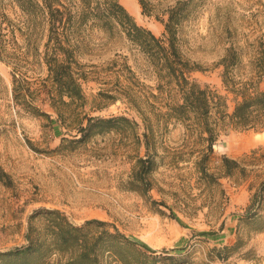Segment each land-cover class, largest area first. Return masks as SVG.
<instances>
[{
	"label": "rangeland",
	"instance_id": "obj_1",
	"mask_svg": "<svg viewBox=\"0 0 264 264\" xmlns=\"http://www.w3.org/2000/svg\"><path fill=\"white\" fill-rule=\"evenodd\" d=\"M119 1L138 24L162 36L164 27L155 15L175 0H147L150 15L141 12L138 0ZM194 4L179 34L180 48L202 67L191 77L223 94L231 111L236 97L223 85L217 62L225 47L236 46L240 63L235 76L259 80L251 89L264 90V74L259 78L257 72L264 69V0H194ZM84 34L79 60L87 77L82 82L85 103H73L70 110L79 117L126 115L138 126L133 130L124 125L78 141L72 112L59 118L49 105L46 69L40 60L20 57L18 73L25 79L23 89H29L27 98L50 118L34 115L15 101L11 66L0 59V251L26 244L30 216L47 208L61 210L78 225L87 219L107 221L158 252L178 253L186 247L199 255L206 246L234 242L240 230L247 241L242 251L252 252L250 258L235 255L229 263L264 264V231H249L239 222L264 179V131L229 126L213 146L211 168L219 166L223 154L244 159L245 178L221 177V185L208 191L196 182L191 162L176 166L164 159L152 174L154 187L146 196L129 189L135 155L144 154L141 114L156 127L161 143L175 147L182 142L181 123H162L166 103L176 93L158 92L153 66L119 29L108 35L87 28ZM260 212L264 215V209Z\"/></svg>",
	"mask_w": 264,
	"mask_h": 264
},
{
	"label": "trees",
	"instance_id": "obj_2",
	"mask_svg": "<svg viewBox=\"0 0 264 264\" xmlns=\"http://www.w3.org/2000/svg\"><path fill=\"white\" fill-rule=\"evenodd\" d=\"M138 2L143 14H152L147 0ZM194 7V0H175L168 4L155 15L164 27L162 36H157L138 24L119 0H0V59L11 66L13 98L32 114L50 118V113L27 98L25 93L29 89H23L25 79L21 71L18 73L20 57L31 56L45 66L48 83L45 92L52 110L59 118L72 112L71 118L80 133L78 141L124 125L134 130L138 122L126 115L79 117L69 108L73 103L80 106L85 103L82 82L87 77L79 60L86 44L84 30L99 29L110 35L119 29L153 66L158 92L176 93L168 99L162 112L164 126L170 120L184 126L181 144L171 147L159 141L156 127L141 114L144 154L135 155L127 187L146 196L154 187L152 174L164 159L176 166L180 161L191 162L196 182L208 191L221 185V177L245 178L248 170L244 159L223 154L219 166L212 169L213 146L229 126L264 131V90L256 86L251 89L259 80L235 76L240 52L232 44L225 47L217 62L222 66L223 85L236 97L231 111L223 94L191 77L193 71L202 67L184 55L179 34ZM258 70L260 78L264 69ZM161 204L166 206L164 201ZM261 209H264V179L239 219L241 226L249 231H264ZM36 219L39 225L34 223ZM25 238L26 244L0 251V264H230L231 257L250 258L252 252L251 249L242 251L247 241L240 230L234 242L206 246L199 255L194 248L185 251L186 247L178 253H172L173 249L158 252L107 221L87 219L78 225L61 210L47 208L36 210L30 216Z\"/></svg>",
	"mask_w": 264,
	"mask_h": 264
}]
</instances>
